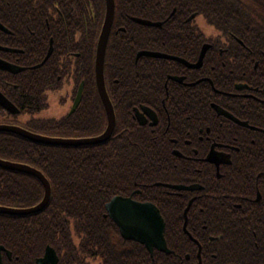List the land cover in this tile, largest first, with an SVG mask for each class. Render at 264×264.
<instances>
[{
	"label": "trees",
	"instance_id": "1",
	"mask_svg": "<svg viewBox=\"0 0 264 264\" xmlns=\"http://www.w3.org/2000/svg\"><path fill=\"white\" fill-rule=\"evenodd\" d=\"M59 1L58 8L67 10V18L71 17L68 27L74 43L71 44L72 50L80 55H73L63 64L51 56L38 68L15 73L0 68V88L4 86L19 107L20 114L31 116L24 122L14 123L20 121L19 114H11L0 106V123L17 124L55 137L96 136L107 125L95 77L96 47L105 18V0ZM86 3L87 15L74 12L75 9L82 12ZM193 12L215 28L216 33L210 37L240 38L247 45L249 61L245 79H228L225 74L229 69L236 70L239 65H235L236 69L229 63L222 65L220 57L212 51L206 54L199 71L201 76L208 75L211 81L199 83L201 128L210 126L212 132L218 129L215 135L222 139L236 136L240 143V151L233 155L237 168H243L245 173L260 171L264 177V0H116L113 30L119 26L126 30L112 33L106 53V83L117 115L111 138L96 145L63 146L34 142L13 132H0V158L41 170L52 186L51 198L44 210L23 216L0 213V245L5 249L1 264H37L48 246L57 251L58 264H181L175 253L155 250L152 255L145 245L125 239L108 215L106 204L116 195L127 196L141 189L135 195L137 199L152 201L164 211L166 219L169 216L161 201L163 187L157 183L164 181L165 177L175 178L165 171L174 168L166 165L167 159L173 165L174 155L170 154L173 142L165 129L140 126L132 117L133 93L147 89L148 62L166 61L147 57L136 61L135 53L142 48L163 49L161 43L166 33L164 50L184 55L182 31L187 32L184 25H190V22L185 20ZM131 16L153 20L169 18L162 28L153 29L151 39L146 34L148 27L133 22ZM86 33L83 47L81 43ZM1 34L0 31V41ZM200 40L201 44L207 41L202 31ZM167 63L168 69H172L173 64H176L174 67L181 66L168 60ZM5 74L11 83L18 85L11 84L6 88ZM67 79L72 82L73 97L84 81L78 108L61 118L34 117L48 105L47 92L61 88ZM135 80L139 85L134 84ZM237 81L258 88L254 94L260 100H236L217 92L234 90ZM143 98L140 93L137 99ZM213 101L239 120L260 126V131L232 123L222 127L213 123L216 117L211 105ZM191 124L183 123L184 126ZM43 196L44 186L38 178L0 167V205L31 207ZM172 210L176 215L177 208ZM166 221L168 245L177 250L179 224Z\"/></svg>",
	"mask_w": 264,
	"mask_h": 264
},
{
	"label": "flooded vegetation",
	"instance_id": "2",
	"mask_svg": "<svg viewBox=\"0 0 264 264\" xmlns=\"http://www.w3.org/2000/svg\"><path fill=\"white\" fill-rule=\"evenodd\" d=\"M57 4L60 5L61 1L1 0L0 59L8 64V67L2 70L9 73L31 70L38 68L51 56L53 60L63 64L71 60L73 55H80L71 47V44H74L71 41V29L68 27L71 17L67 18V10L62 11ZM105 8L107 9L106 0ZM74 12L87 15V3L82 12L78 9ZM132 17L134 16L130 17L131 20L137 23ZM198 17L199 15L193 12L185 20L190 22V25H184L187 32L182 31L184 40L181 44L185 48L184 55L164 50L167 45L166 33L161 43L163 49L142 48L135 53L136 61L141 57H147L164 59L166 62L156 64L148 62V73L145 76L147 89L133 93V121L140 126L156 130L157 127L159 130L165 129L164 132H169V139L173 142L174 147L169 149L170 154L174 155L173 165L168 159L166 165L174 168L165 171L167 174L169 172L173 174L175 178L165 177V180L160 182L163 187L160 192V196H163L161 201L169 213L167 219L164 211H160L165 221L179 224L177 250L171 248L168 241L167 245L171 253L180 258V263L264 264V177L260 171L256 174L245 173L243 168H237L233 155L240 151V143L238 144L236 136L222 139L215 135L218 129L212 132L210 126L201 128L199 83L204 78L206 79L203 81H209L210 77L201 76L200 67L194 68L184 62L147 55L139 56L141 52L148 50L177 56L189 64H196L202 48L207 45L206 54L212 51L215 56L220 57L222 65L229 63L235 69V65H239L236 70L229 69V73L225 74L226 78L245 79L249 66L247 45L238 37L226 36L217 39L210 37L211 35L199 26ZM141 18L162 22L161 26L146 25L148 27L146 34L152 39L153 29L162 28L169 17L164 20ZM113 29L112 27L109 40L113 32L116 34L126 30L122 26ZM201 31L207 37V41L202 44ZM86 39L87 33L83 35L81 43L83 47L86 45ZM167 60L181 66L174 67L176 64H173L172 69H168ZM257 65L258 63L254 67ZM4 77L6 88L11 84L15 87L18 85L11 83L7 74ZM134 84L139 85L136 80ZM238 84L247 83L237 81L234 83V90L217 92L233 96L236 100L247 101L249 98L260 100L254 94L259 91L258 88L250 86L251 89L241 90L237 88ZM0 91L18 108V112L19 107L8 96L4 86ZM140 93L143 99H137ZM211 105L216 111L213 123H218V126H230L232 123L260 131V126L239 120L214 101ZM1 107L6 111L3 106ZM140 118L144 124H141ZM183 123L192 124L184 126ZM252 142L254 143V140ZM141 191L136 189L129 195L133 194L137 199L135 195ZM175 207L176 215L172 210ZM3 253L4 250L2 255Z\"/></svg>",
	"mask_w": 264,
	"mask_h": 264
},
{
	"label": "water",
	"instance_id": "3",
	"mask_svg": "<svg viewBox=\"0 0 264 264\" xmlns=\"http://www.w3.org/2000/svg\"><path fill=\"white\" fill-rule=\"evenodd\" d=\"M106 15L102 31L99 37L97 45V53L95 60V75L96 83L99 91L100 98L103 102L106 115H107V126L105 130L97 135L90 137H55L43 135L30 131L22 126L15 124L0 123V132H13L19 134L31 141L50 144V145H63V146H79V145H96L103 143L111 138L113 135L116 124L117 117L115 108L109 96L106 79H105V58L107 44L109 41L110 33L112 30L116 3L115 0H106ZM194 16V15H193ZM192 16L189 18L191 19ZM134 21L142 25H152V26H161L162 22H154L148 19H142L138 17H132ZM0 27L2 25L0 24ZM206 48H202L200 58L196 64H189L183 59L169 55L161 52H154L145 50L139 54L147 55L151 57L159 58H168L172 60H177L180 62L186 63L188 66L199 68L203 63L204 56L206 54ZM8 67V64L0 59V68ZM238 89H247L249 88L248 84H238ZM84 82H82L78 88L77 94L74 98L70 114L73 113L79 106L82 96H83ZM0 105L3 106L7 111L11 113H17L18 108L0 91ZM141 124H144L140 118ZM0 167L9 169L12 171H18L27 173L38 178L44 186V196L43 199L36 205L26 208H17V207H8L0 205V213L9 214V215H29L44 210L48 205L51 194L52 186L45 174L26 163H20L15 161H10L7 159L0 158ZM106 209L108 215L113 219V221L118 225L122 236L128 240L137 241L146 246V248L153 253L154 250H159L166 253H171L172 251L167 245L165 231H166V222L161 214L160 209L152 202H141L133 199L132 196H114L107 204ZM2 250L3 247L0 245V263L2 261ZM59 256L57 251L48 246L44 255L37 260V264H58Z\"/></svg>",
	"mask_w": 264,
	"mask_h": 264
},
{
	"label": "rangeland",
	"instance_id": "4",
	"mask_svg": "<svg viewBox=\"0 0 264 264\" xmlns=\"http://www.w3.org/2000/svg\"><path fill=\"white\" fill-rule=\"evenodd\" d=\"M198 24L202 30L207 34L214 35L216 33L215 28L206 22V20L199 16L197 18ZM48 105L36 112L33 116L38 118H61L67 115L72 107V82L67 80L62 88L57 90H49L48 92ZM31 116L29 114L19 115L20 122H24Z\"/></svg>",
	"mask_w": 264,
	"mask_h": 264
}]
</instances>
